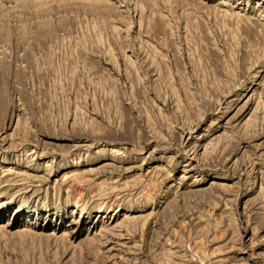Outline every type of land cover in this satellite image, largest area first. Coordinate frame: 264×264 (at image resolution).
I'll return each instance as SVG.
<instances>
[{"label": "rangeland", "instance_id": "obj_1", "mask_svg": "<svg viewBox=\"0 0 264 264\" xmlns=\"http://www.w3.org/2000/svg\"><path fill=\"white\" fill-rule=\"evenodd\" d=\"M0 264H264V0H0Z\"/></svg>", "mask_w": 264, "mask_h": 264}]
</instances>
